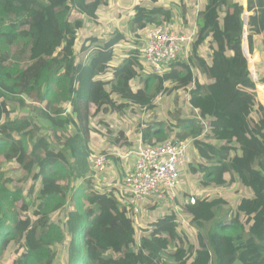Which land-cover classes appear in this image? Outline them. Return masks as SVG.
I'll use <instances>...</instances> for the list:
<instances>
[{
	"label": "trees",
	"instance_id": "1",
	"mask_svg": "<svg viewBox=\"0 0 264 264\" xmlns=\"http://www.w3.org/2000/svg\"><path fill=\"white\" fill-rule=\"evenodd\" d=\"M197 1H176L183 32L196 21L198 28L189 61L173 64L165 78L145 73L140 48L151 26L173 20L161 0L133 6L132 44L114 68L113 46L89 32L80 36L110 0H0V258L12 249L11 264H55L58 247L66 246L69 264H264V105L243 47V16L254 12L247 45L250 53L262 49L256 75L264 85V0ZM160 97L174 99L173 120L129 121L159 112ZM202 122L210 128L204 136ZM173 135L194 140L197 156L187 169L201 176L205 190L229 175L251 195L229 210L218 197L185 205L198 248L179 232L174 211L136 224L113 174L99 173L94 190L90 172V157L101 154L121 177L122 154L139 140L155 145ZM6 164L21 175L3 172ZM66 206L72 210L54 220ZM93 214L103 215L100 224Z\"/></svg>",
	"mask_w": 264,
	"mask_h": 264
},
{
	"label": "built area",
	"instance_id": "2",
	"mask_svg": "<svg viewBox=\"0 0 264 264\" xmlns=\"http://www.w3.org/2000/svg\"><path fill=\"white\" fill-rule=\"evenodd\" d=\"M249 13L245 12L243 47L248 60V67L254 81L256 80L254 64L250 58L247 45V22ZM198 28L196 23L195 29ZM195 29L187 34L173 20L163 19L159 24L150 27L142 42L141 54L145 73L164 76L171 71V66L179 61H189L192 45L195 41ZM257 92V91H256ZM205 127L204 136L209 130V124L202 122ZM194 140H181L173 135L165 141L155 145H145L139 140L137 147L124 161L126 167L121 181L115 184L116 195L119 200H126L131 206V217L135 223L139 222L143 206L154 202V206L163 210L164 204H174L183 188V174L192 163L191 148ZM125 159V158H122ZM90 172L104 173L112 163L107 155H93L89 159ZM119 178L117 177V180ZM176 201V202H175ZM196 197L186 200V205L196 204ZM176 224L186 225V218L177 214ZM189 225V223H188Z\"/></svg>",
	"mask_w": 264,
	"mask_h": 264
},
{
	"label": "rangeland",
	"instance_id": "3",
	"mask_svg": "<svg viewBox=\"0 0 264 264\" xmlns=\"http://www.w3.org/2000/svg\"><path fill=\"white\" fill-rule=\"evenodd\" d=\"M169 1H174V0H169ZM176 1H178V0H176ZM176 1H174L173 4H171V5H175L176 7H178L176 5V3H178V2H176ZM119 2H120V5H117ZM117 4H116V8L119 9V10H117L118 13L125 14L129 11H131V13L133 12L132 11L133 8H131L129 1L126 2V0H117ZM116 8H115V10H116ZM101 10H104V9L102 8ZM110 10H113V9H109V11ZM180 11H181V9L178 7L176 12L173 14V21L180 26V29L183 32L184 27H183V21H182V16H181ZM197 14H198V12H197ZM58 17L62 18L63 15H59ZM99 17H104V16H102V14H100ZM76 18H77V15H74L72 17V19H76ZM112 18H114L113 19L114 21H117V19H115V17H112ZM111 24H115V23H111ZM105 28L106 27L101 25L100 19L98 20V22H93L91 20H87V21H85V24H84V30L82 32H80V36L83 37L82 33L89 32L94 36H98L100 38H103L106 43L113 41L114 43L117 42V43H121V44L123 43L125 45L127 44L126 45L127 47L130 46L128 44H132L131 42H128L129 39H132V38L126 39L129 36V34H127V32H126L125 26H121L120 28H118L119 31H117V32L112 30V28L107 29V30H105ZM91 30H92V32H91ZM103 31H105V32L103 34H101ZM143 38L145 39V36ZM144 39H143V41H144ZM50 52H56V50L51 49ZM141 61H142V58H141ZM170 73H168V74H170ZM167 75H165V78H167ZM153 87H154V85H153ZM153 87L151 88V90H153ZM158 102H160L159 103V107H160L159 112L143 111V113H141L140 115L132 116L129 121H131L132 123H134L135 126H137L138 122H139V124L141 123V125H144L145 120H149V121L158 120L159 121V120H161V118L167 119V121H169V122L171 120H173V119H171V116L169 115V113H171L175 110L174 109V99L172 97L171 98L160 97V98H158ZM187 110H190V109L187 108ZM22 111H26V110H22ZM120 121L121 120L116 116L113 119V122H114V124H116V126L120 123ZM43 125L47 126V127L49 126L48 123H45ZM47 130H51V128H48ZM46 135L50 137L51 133L48 132V133H46ZM134 142H136V139H134ZM191 149L193 150V153L191 154L192 162H193L194 157H196V152L194 151L193 147ZM123 155H125V154H122V156ZM123 160L128 161L127 158H125ZM113 165L115 167V164H112L111 169L109 168L106 172L102 173V175L111 176V174H113V176H114L115 173L113 172ZM124 165L122 164V166H121L122 173L125 172L126 167ZM187 168L185 169V172L183 174V176H184L183 181H182L183 189H182V192L179 194V197L177 198V203L164 204L163 205L164 209L160 210L159 208L154 206V202H148V203H146L147 205L143 208V211H141V214L139 215V220H140V218H145V219L152 221L154 213L158 212L161 216L162 212L163 213H168V212L170 213L171 211H175V210L179 211L180 215H182L186 218L187 215L182 211V208L186 205V200L192 196L196 197V199L202 198V200L203 199L208 200V199H212L214 197H218V202L219 201L220 202L225 201L227 203L223 206L224 210H229L230 207L233 208L234 206L237 205V202H236V199H238L237 194L240 193L241 191L240 190L236 191V189L232 188V187H228V188L222 187L224 184H227L226 186H228V184H229L228 180H227L228 177H227V179L225 178V183L223 185H221V183L220 184L216 183L217 184L216 188L210 187L207 190H205L202 186L201 176L198 174H194L192 169L188 170ZM2 171L10 173V175L13 178H18L21 175V172L13 164H6L3 167ZM120 176H121V174H120ZM122 176H123V174H122ZM99 177L100 176L98 174H96L95 182H93V185L95 186L94 190L100 187L98 185L99 184V180H98ZM229 178H230V176H229ZM61 184L64 186H68V184H70L71 187H73V186L80 187L83 185V183L81 181H76V182L75 181H73V182L64 181L63 183L61 182ZM12 185L13 184H10V187ZM20 186L23 187L22 184ZM118 186L119 185H117V187ZM202 189H204L205 191H202ZM208 194H211V196H208ZM83 203L85 205H88V201H86V200H83ZM71 206H73V205H71ZM71 208L72 207L68 208L66 206V209L63 208L60 212L55 213L54 217H53L54 220H59L60 218H63V216L65 214H67L70 210H72ZM101 215L102 214H100V215L93 214L90 216V219L93 223L100 224L102 222V219H100L98 221V220H96V218H97V216H101ZM102 216H101V218H102ZM104 216L107 218L106 219L107 222H109V223L114 222L113 217L111 215H108V216L104 215ZM128 216L130 217L131 213H128ZM185 220L187 222L189 221L188 219H185ZM178 230H179V232H181V234L188 237V243L189 244L194 245L196 248L199 247V232H197V230L195 229L194 226L190 225V223L188 225V223H187L186 225L179 226ZM12 252H13L12 249H9L6 256L5 257L2 256L0 258V264H11L13 259L15 258V256L12 254ZM55 264H69L68 247H66V246H63V247L59 246L58 247Z\"/></svg>",
	"mask_w": 264,
	"mask_h": 264
},
{
	"label": "crops",
	"instance_id": "4",
	"mask_svg": "<svg viewBox=\"0 0 264 264\" xmlns=\"http://www.w3.org/2000/svg\"><path fill=\"white\" fill-rule=\"evenodd\" d=\"M128 1L130 2L131 8H133L134 5H136L138 3H142L145 0H133V1L132 0H126V2H128ZM174 1H176V0H174ZM174 1L161 0L160 4L164 3V4L168 5L169 10H171V12L174 14L176 12L177 8H178L175 5H171V4H173ZM178 1L181 2V0H178ZM185 1H186V3L188 5H190L192 3V0H185ZM199 3H200V1L198 0L197 4L200 5ZM116 4H117V0H110V4L108 6L102 7L104 10H101L102 8L100 9V14H102V16H104V17H99V19L101 20V25L106 27L105 30L112 28V30H114L116 32L119 31L118 28H120L121 26H125L126 27V32H127L128 20L130 19L131 16H133L134 12L131 13V11H129V12L125 13V14L118 13L117 10H119V9L116 8ZM117 5H120V2ZM246 5H247V0H244V6H246ZM115 8H116V10H115ZM109 9H113V10L109 11ZM132 11H133V9H132ZM199 13H198V15H199ZM254 14H255L254 12L249 13V16L250 15H254ZM198 15H197V17H198ZM112 17H115V19H117V21H114L113 20L114 18H112ZM96 22H98V20H96ZM111 23H115V24H111ZM196 23H197V21L195 22V25H196ZM91 32H92V30H91ZM104 32L105 31H103L101 34H103ZM128 38H132V36L129 35L126 39H128ZM102 40H103L102 43L105 44L106 42L104 41V39H102ZM107 43L110 46H113L115 48V56H114V61L112 62V67L113 68L117 67L123 62V60L127 56V50H126V49H128V47L126 46L127 44L125 45L123 43L121 44V43H117V42L114 43L113 41L112 42H107ZM142 44L143 43L140 44V48H142ZM207 51H208V48L204 47L203 50H202V53L206 54ZM250 58H251V61L254 64L255 75H256L257 66L263 62L262 49L259 48V47H255L253 53H250ZM194 72H195V70H194ZM262 74H264V72H262ZM255 83L257 85L258 97H259L260 101L262 102V104L264 105V85L259 83L257 75H256ZM194 151L196 152V156H197V150L195 148H194ZM192 153H193V150L191 149V154ZM128 155L129 154H125L121 158H128ZM123 163H124V160H123L122 164ZM117 177L119 178L118 180H117ZM227 177H228V179H227ZM225 178L228 180L230 185L225 186L223 188L232 187V188H235L236 191L240 190L241 192L237 194L238 199L240 198V196L242 197L243 194H246L245 196L247 198L251 197V195H247V189L241 183L236 182V181L234 182L231 179V177L229 178V175H224V179ZM112 180L114 181V185H115V184H117V183H119L121 181V178L117 174L116 175L114 174V176L112 177ZM202 191H205V190L202 189ZM181 192H182V190H181ZM208 196H211V194H208ZM214 198H216V197H214ZM238 199H236V202H237ZM174 212L176 214L179 213V211H177V210H175ZM162 214H163V212H162ZM186 219H187V217H186ZM139 222H140V220H139Z\"/></svg>",
	"mask_w": 264,
	"mask_h": 264
}]
</instances>
